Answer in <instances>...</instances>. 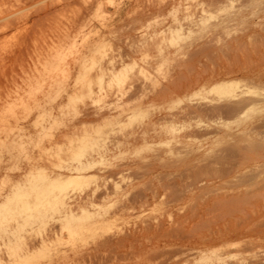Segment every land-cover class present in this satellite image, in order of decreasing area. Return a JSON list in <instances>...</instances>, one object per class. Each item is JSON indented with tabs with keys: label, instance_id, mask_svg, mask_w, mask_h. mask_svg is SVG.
I'll list each match as a JSON object with an SVG mask.
<instances>
[{
	"label": "rangeland",
	"instance_id": "obj_1",
	"mask_svg": "<svg viewBox=\"0 0 264 264\" xmlns=\"http://www.w3.org/2000/svg\"><path fill=\"white\" fill-rule=\"evenodd\" d=\"M3 1L0 264H264V0Z\"/></svg>",
	"mask_w": 264,
	"mask_h": 264
},
{
	"label": "bare ground",
	"instance_id": "obj_2",
	"mask_svg": "<svg viewBox=\"0 0 264 264\" xmlns=\"http://www.w3.org/2000/svg\"><path fill=\"white\" fill-rule=\"evenodd\" d=\"M7 1H8V0H6V3L9 4L10 2H7ZM23 1H24V0H23ZM29 1H30V0H29ZM32 1H34V0H31L30 2L32 3ZM35 1H39V0H35ZM40 1H42V0H40ZM43 1H44V0H43ZM46 1H47V0H46ZM18 2L20 3L19 0H18ZM21 2H22V0H21ZM24 2L26 3V2H28V1L25 0ZM44 2H45V1H44ZM79 2H80V1H79ZM89 2H91V1H89ZM92 2H93V1H92ZM95 2H96V0H95ZM1 3H2V6H3V5H6V6H3L4 8L10 6V5L7 6V4H4L5 1L2 2V0H0V4H1ZM35 3H36V2H35ZM37 3H38V2H37ZM23 4H24V3H23ZM46 4H47V2H46ZM46 4H45V5L43 4V5L46 6ZM69 4L72 5L71 2H70ZM75 4H76V3H75ZM77 4H78V5H81V4L78 3V2H77ZM52 5H53V4H52ZM73 5H74V3H73ZM91 5L93 6V4H91ZM11 6H12V5H11ZM11 6H10V7H11ZM44 6H43V7H44ZM10 7H8V9H9ZM50 7H51V5H50ZM65 7H66V6H65ZM65 7H64V8H65ZM81 7H82V6H81ZM12 8H13V6L10 8L12 12H13L14 10L16 11V9H14V8H13L14 10H12ZM64 8H62V9H64ZM87 8H88V7H87ZM92 8H93V7H92ZM44 9H46V7H44ZM44 9H43V10H44ZM60 9H61V8H60ZM83 9H84V8H83ZM89 9H90V7H89ZM1 10H2V9L0 8V11H1ZM43 10H42V11H43ZM55 10H59V8H57V9L55 8ZM84 10H85V9H84ZM8 11H9V10H8ZM11 11L8 12V15H9V13L12 14V15H14ZM35 11H36V9H35ZM38 11H39V9L37 10V12H38ZM53 11H54V10H53ZM90 11H91V10H90ZM2 12H3L4 15H5L6 12L4 11V9L2 10ZM51 12H52V11H51ZM55 12H56V11H55ZM49 14H50V11H49ZM52 14H53V13H52ZM44 15H45V14H44ZM44 15H42V17H43ZM86 15H87V13H86ZM6 16H7V15L3 16V14L1 13V17H0V19H1L2 17L4 18V17H6ZM45 17H46V19L48 18L47 15H45ZM3 18H2V19H3ZM9 18H11V17L9 16ZM9 18L7 19V21L10 20ZM74 18H75V17H74ZM74 18H73V19H74ZM16 19H17V18H16ZM16 19H15V20H16ZM37 19H40V17H37ZM76 19H77V18H76ZM1 21H2V20H1ZM16 21H17V20H16ZM16 21H15V22H16ZM38 21H40V20H38ZM45 21H46V20H45ZM11 22H12V21H11ZM11 22H10V23H11ZM15 22H14V24H15ZM6 23H7V22H6ZM6 23H5V24H6ZM8 23H9V22H8ZM10 23H9V25H10ZM45 23H46V22H45ZM38 24H39V23H38ZM6 25H7V24H6ZM6 25H5V26H6ZM11 25L14 26L13 24H11ZM11 25H10V26H11ZM34 25H35V24H34ZM46 26H47V25H46ZM2 27H3V26H2ZM33 27H34V26H33ZM7 28H8V27H7ZM7 28H6V29H7ZM9 28H10V27H9ZM26 30H27V29H26ZM0 31H4V30L1 29ZM3 35H4V34H3ZM5 35L7 36V34H5ZM5 35H4V36H5ZM0 37L2 38L3 36H0ZM24 37H25V36H24ZM26 38L28 39V37H26ZM2 40H3V39H2ZM14 51H15V50H14ZM18 55H19V54H18ZM6 71H7V70H6ZM0 76H1V75H0Z\"/></svg>",
	"mask_w": 264,
	"mask_h": 264
}]
</instances>
